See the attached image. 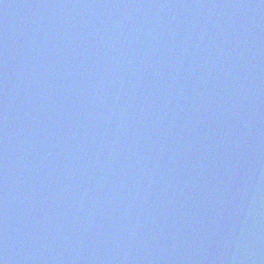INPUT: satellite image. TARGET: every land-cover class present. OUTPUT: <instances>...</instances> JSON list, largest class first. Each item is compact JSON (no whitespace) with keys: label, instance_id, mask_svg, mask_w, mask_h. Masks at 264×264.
Listing matches in <instances>:
<instances>
[{"label":"water","instance_id":"1","mask_svg":"<svg viewBox=\"0 0 264 264\" xmlns=\"http://www.w3.org/2000/svg\"><path fill=\"white\" fill-rule=\"evenodd\" d=\"M0 264H264V0H0Z\"/></svg>","mask_w":264,"mask_h":264}]
</instances>
